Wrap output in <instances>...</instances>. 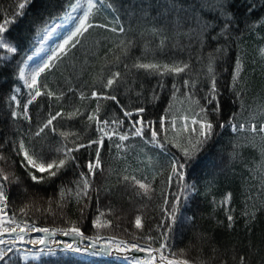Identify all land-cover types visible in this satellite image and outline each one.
<instances>
[{
	"label": "snow or ice",
	"instance_id": "6c2138e0",
	"mask_svg": "<svg viewBox=\"0 0 264 264\" xmlns=\"http://www.w3.org/2000/svg\"><path fill=\"white\" fill-rule=\"evenodd\" d=\"M231 3L232 0H213L211 7L219 21L195 14L191 18L195 26L186 34L192 39L194 33L201 52L209 40L222 38L230 41L215 47L206 58L202 55L197 58L203 63L195 78L190 60L138 58L131 65L125 63L122 57L128 55L132 45L127 37L131 27L130 24L126 27L122 21L116 0H65L58 12L48 13L47 19L37 17L29 22L30 30H35L30 48L25 43L27 37H11L9 33V26L25 14L29 0H19L12 18L8 15L3 17L0 23V51L4 55L0 56V75L5 68H11L15 83L7 90L0 88V97L4 98V106L0 108V124L3 125L0 128L3 132L0 136V264H20V260L29 264L30 260H39L41 254L55 255L49 243L59 242H49L47 238L57 234L74 238L75 242L61 249L73 255L96 257L115 254L123 264H192L185 258V250H174L173 242L182 237L186 225H194L200 205L204 203L199 197L209 196L215 186L216 167L210 169L197 161L219 133H231L237 137L232 145L233 151L229 153L232 162L241 158L237 150L245 146L239 143L238 134L245 133L244 139L252 147H259L261 164L250 171L260 181L261 191L264 192V104L252 109L246 119H241L247 110V82L244 77L247 52L241 45L242 36H233L240 18L232 11ZM257 7L261 9V16L256 15ZM169 8L184 12L176 0H172ZM146 11L140 9L142 17ZM179 13L175 21L177 28L188 22ZM135 14V11L130 13ZM243 19L247 25L243 30L245 33L264 31V0H249ZM73 20L76 22L72 29L33 67L35 58L45 52V45L58 30ZM217 27L219 31L212 34ZM150 31L153 35L162 32L157 28ZM97 32L105 35H94ZM108 33L114 39H109ZM261 39L264 40V37ZM166 40L167 36L161 35L160 49L166 47ZM108 44L113 46L108 48L111 60L108 54L100 57L101 47L107 48ZM233 44L238 51L232 57L230 83L220 86L217 61L227 57ZM257 50L264 61V46H258ZM78 53L85 57L84 68L89 66V55L103 60L91 83L82 81L77 87L69 82L67 91H64L53 90L42 81V76L46 78V74L56 71L61 64L73 62L74 65ZM140 74L145 79L157 77L147 93L143 83L138 89L132 87ZM201 76L206 83L198 89ZM167 77L173 78L171 102L161 114L152 115L145 101L149 96V102L160 100V94L168 86ZM177 78H180L179 84ZM121 88L124 89L123 94ZM181 88L186 91L184 99L178 101L177 94ZM197 91L202 95L197 97ZM69 93L77 96L80 103H73ZM226 99L238 105V111L232 110L230 115H224ZM85 101H95V106L90 107L83 103ZM109 102L114 107L106 109ZM66 105L71 106L66 110ZM66 122L74 123L70 126ZM140 154L144 159L140 158ZM130 156L142 165L146 161V167H133L128 162ZM113 160L123 162L122 167H113ZM159 177L163 180L157 185ZM120 185L132 189L141 201L160 200L157 205L159 218L149 217L155 221L154 225L144 222L143 213L147 204L137 209L141 214L135 216V228L140 233H129L131 239L102 234V230L112 228V221L107 218L112 215V209L102 208L101 200L115 195L113 189ZM13 187L19 194L28 197V202L19 207L18 213L16 199L12 195ZM48 189H51V195L46 200L45 212L55 217V204L57 209L62 210L60 215L66 227L42 226L37 219L29 218L33 208L39 210L38 201L43 199L39 191ZM244 195L247 198L241 216L247 218L245 228L250 235L257 213L264 209V200H260L259 207L253 201L249 208L248 201L253 198L248 193ZM233 201L231 191L219 200L214 195L210 200L213 212L222 210L226 217V221H217V226L224 231H233L237 226ZM73 203L82 218L94 209L91 223L97 230L96 235L86 236L75 221L65 216L63 210ZM124 231L128 233V229ZM32 233H42L44 238L33 239ZM196 235L203 238L205 234L197 232ZM86 240L90 243L81 247V242ZM141 240L146 244L142 245ZM213 240L214 236L209 238L210 242ZM25 245L39 246V251H29ZM217 250V245L212 243V251ZM226 251H231L233 264H251L250 256L237 252L235 246ZM136 253L145 255L138 257ZM198 264L208 262L200 260ZM221 264H228V260H222Z\"/></svg>",
	"mask_w": 264,
	"mask_h": 264
},
{
	"label": "trees",
	"instance_id": "16d2710c",
	"mask_svg": "<svg viewBox=\"0 0 264 264\" xmlns=\"http://www.w3.org/2000/svg\"><path fill=\"white\" fill-rule=\"evenodd\" d=\"M19 0H0V23L3 22V17L8 15V18H12L16 11V7ZM177 4L181 5L184 12L179 13V9L175 11L169 8L172 0H116L118 7L121 10V19L125 22V26L131 27V31L127 33V37L132 41V45L129 48L128 55L123 56L122 60L125 63L131 65L136 59L150 60L156 58L161 61L170 60H183L191 61L193 78L199 73L203 62H198L199 56L207 57V53L213 51V49L220 44H227L230 41H224L222 38L218 41L209 40L208 45L205 46L203 52L200 51L195 35L193 33V38L190 39L186 34L191 27L195 25L191 22L192 16L202 15L207 20L219 21L217 13L211 7L213 0H176ZM65 4V0H29V4L24 10V15L17 17L16 23L9 26V33L11 37H27L25 43L28 48L34 40L35 30H30L29 22L37 17H42L43 19L48 18V13L58 12L62 5ZM249 5V0H232L230 7L232 11L235 12L237 17H239V22L235 26L237 32L233 33V36L239 34L242 36L241 45L246 49V70H245V80L247 82V92L245 97V104L247 110L245 111L241 119H246L249 112L256 108L260 104H264V61L259 57L258 46H264V31L257 30V32H252L251 34L245 33L243 30L247 28L244 23V17L247 14V9ZM146 9V13L141 16L140 9ZM132 11H135V15H130ZM177 13L184 17L187 23H184L181 27L177 28L175 21L177 18ZM62 14V13H60ZM261 9L257 7L256 15L261 16ZM103 19V17H100ZM110 18V17H109ZM152 28L161 29L162 32L159 35H153L151 33ZM219 31L217 27L214 29L212 34ZM6 35H8L6 33ZM94 35L103 36L105 33L97 32ZM109 39H114L112 34L108 33ZM161 35H166V47L160 49L158 47ZM38 44V41H36ZM106 43V42H105ZM89 45H91V40H89ZM113 47L108 44L107 48L101 47L100 57L108 54V48ZM147 48V51L145 50ZM238 51L235 44L232 45L229 50L227 57L223 60L217 61V75H218V85L223 86L224 84L230 83V73L232 71L233 62L232 57ZM4 55L0 51V56ZM109 60L112 56L108 54ZM83 57L81 54H77L74 65L73 62H65L61 64L59 69L56 71L42 76V81H45L50 88L53 90H64L67 91L69 82L73 86L79 87L82 81L92 82L93 74L100 70L103 63L102 59L93 57L89 55V66L83 67ZM123 65H121V70ZM227 69V70H225ZM182 76L184 74H181ZM157 77H151L145 79L142 74H140L137 83L133 84L132 87L137 88L140 83H143L145 92L147 93L148 87L155 84ZM173 82L172 77L166 78V84L168 85L163 93L160 94V100L157 102L145 101L147 108L150 110V114H161L163 110L167 107L168 103L171 102V88L170 85ZM176 82L180 83V78L176 79ZM15 80L12 75L11 68H5L2 75H0V88L7 90L9 85H14ZM203 76H201V84L198 85V89L205 85ZM87 91V89H86ZM124 89L121 88L120 92L123 94ZM186 90L181 88L180 93L177 94L178 101L184 99V92ZM197 97L201 96L202 93L197 91L195 94ZM227 95V94H226ZM69 97H73V103H80L77 96L72 93L68 94ZM133 99H135L134 93H132ZM123 99V95L120 97ZM44 99V98H41ZM66 100L68 97L65 98ZM203 103V101H201ZM84 104H88L90 107L95 106V101H85ZM175 103V102H174ZM225 110L224 115H230L232 110L238 111V105L231 103V101L225 100ZM4 106V98L0 97V108ZM71 105H66V110ZM114 107L109 102L106 106ZM179 106V105H177ZM187 105L185 104V107ZM58 107H60L58 105ZM32 109L30 108V111ZM110 115V113H107ZM119 114V113H117ZM70 126L74 122H66ZM0 128L3 125L0 124ZM3 132H0V136ZM239 143L245 145L244 147L238 149L241 158H238L235 162H232L229 158V153L233 151V142L237 140V137L231 133L224 134L219 133L214 142L209 144L203 153L200 154L197 163L201 165H207L210 169L215 166L218 170L217 180L215 186L209 196L205 197L201 195L199 199L204 201L200 205V212L197 214V218L194 225H186L183 230V235L181 238H177L173 242L174 250L179 252L180 249L185 250L186 257L192 264H198L200 260H205L208 264H221L224 259L228 260V264H233L231 260V251H226L232 246H235L237 252H244L250 256L251 264H264V209L257 213L255 222L251 225L250 235L248 230L245 228L246 217H242L241 213L245 210L244 201L247 198L244 194L248 193L253 198L248 201L249 208L253 201L256 202L257 207H259L260 200H264V192L261 191L260 181L253 176V171L261 164V154L259 147H252L248 141L244 139L245 133H240ZM175 151V150H173ZM152 154V153H150ZM140 158L144 159L143 155L140 154ZM128 162L133 167H146L145 164H139L137 160L130 156ZM113 167L119 169L122 167L120 161H111ZM256 176H259V172H256ZM113 182L115 177L112 178ZM163 177H159L157 180V185ZM30 183V182H29ZM39 188L40 186H36ZM47 187V186H44ZM159 190V189H158ZM231 191L234 196V201L232 207L236 209L235 215L237 216V226L233 231H224L222 227L217 226V221H226V217L222 210H216L213 212V205L210 203L212 196L214 195L218 200L223 197L224 194ZM115 195L103 197L101 200V207H107L112 209V215L107 217L112 221L111 229L102 230L103 235H116L120 238L131 239L129 233L139 234L140 230L135 228V216L141 214L137 209L142 204H147L148 207L144 210L143 218L144 222L147 224H155V221L150 220L149 217L155 216L159 218V210L157 205L160 200L157 198L154 201H141L133 193V190L126 188L124 185H120L113 189ZM12 195L16 199V210L22 206L23 203L28 202V197L19 194L15 187H13ZM51 195V189L48 191H39V196L43 199L38 201V208H33L29 213V218H35L38 220L39 224L47 227H66L64 219L61 218V211L53 205V211L56 212V216L53 217L51 214L45 212L47 208L46 200ZM63 212L65 216L73 221H75L81 230L89 237L96 235L97 230L92 226V219L94 209H90L87 213L86 218H82L77 211L76 205L73 203L69 205L68 208L64 209ZM11 213V205H10ZM191 214L190 212L188 213ZM128 229V233L124 231ZM197 232L204 233L203 238H198ZM214 236L213 241H209L210 237ZM142 245L146 244L145 241H139ZM251 242V245H249ZM212 243L217 245L218 250L216 252L212 251ZM251 246V251L249 247ZM259 249V251H257ZM19 259V257H18ZM20 264H24L20 260ZM29 264H121L118 262H113L110 260H84L73 256L71 253H58L56 256H49L43 258L40 261L29 262Z\"/></svg>",
	"mask_w": 264,
	"mask_h": 264
},
{
	"label": "bare ground",
	"instance_id": "6f19581e",
	"mask_svg": "<svg viewBox=\"0 0 264 264\" xmlns=\"http://www.w3.org/2000/svg\"><path fill=\"white\" fill-rule=\"evenodd\" d=\"M75 22L76 21L73 20V21L69 22L68 24L64 25L60 30H58V32L52 37V39L45 45V52L41 53L40 56L35 58V61L32 64L33 67L35 66V63H39L40 60H42L47 55V53L50 49L54 48L61 41L62 37L72 29ZM31 238L38 239V238H44V236L42 233H32ZM52 240L59 242L58 244L49 243V247H51L55 251V254L58 253V251H62L61 249L65 245L75 242L74 240H69V241L64 240L63 235H60V234H57L55 237H51L49 239V242ZM84 245H85V243L81 242V247H83ZM24 247L28 248L29 251H39V246H37L36 248H33L31 245H25ZM47 255L48 254H41L40 257L41 256H47ZM109 257L111 259L119 260L115 254H113L112 256H109ZM119 261H122V260H119Z\"/></svg>",
	"mask_w": 264,
	"mask_h": 264
},
{
	"label": "water",
	"instance_id": "95a60500",
	"mask_svg": "<svg viewBox=\"0 0 264 264\" xmlns=\"http://www.w3.org/2000/svg\"><path fill=\"white\" fill-rule=\"evenodd\" d=\"M36 236V235H35ZM51 237H48L47 238V240L49 241V239H50ZM63 239L64 240H67V241H69V240H74V238L72 237V236H63ZM85 244H89L90 242L89 241H83ZM58 252H63V251H58ZM65 253V252H64ZM56 254H58V253H56ZM55 254V255H56ZM135 255H137L138 257H143L145 254L144 253H136ZM48 256V255H47ZM47 256H41L40 258H43V257H47ZM74 256H77L78 258H82V259H86V260H92V259H100V260H103V259H106V260H111V261H117V262H119V263H122L123 264V262L122 261H119V260H117V259H111L109 256H96V257H92V256H78V255H74ZM30 261H36V260H30Z\"/></svg>",
	"mask_w": 264,
	"mask_h": 264
}]
</instances>
